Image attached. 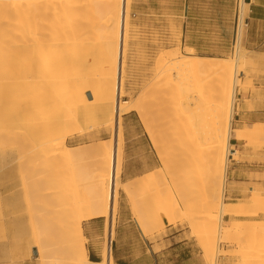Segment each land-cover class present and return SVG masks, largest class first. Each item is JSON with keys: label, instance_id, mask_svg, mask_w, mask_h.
I'll use <instances>...</instances> for the list:
<instances>
[{"label": "bare ground", "instance_id": "1", "mask_svg": "<svg viewBox=\"0 0 264 264\" xmlns=\"http://www.w3.org/2000/svg\"><path fill=\"white\" fill-rule=\"evenodd\" d=\"M238 4L247 13V1ZM131 6L132 0H0V200H12L5 212L12 220L29 217L26 225L7 228L1 236L7 244L0 250L7 251L9 243H19L31 231L39 264H116L112 242L119 188H140L136 201H161L163 195L159 187L151 194L144 190L155 171L121 180V116L134 110L160 156L159 141L166 132H185L190 139L173 141V152L191 148L207 157L197 228L209 264H219L220 242L246 241L250 233L262 238L264 251V222L256 220L251 227L240 220L264 209V195L252 197L255 211L225 201L230 157L238 153L230 140L264 139V123L233 127L234 92L243 84L238 74L244 56L199 55L192 46L159 52L149 83L132 104L125 90ZM239 42L240 34L238 50ZM208 75L217 80L213 104L206 98ZM101 128L111 137L87 149L67 144L75 133L101 137ZM158 176L163 183L164 176ZM51 189L69 190L73 202ZM178 191L181 202L168 195L167 215L191 208L186 189L179 186ZM33 197H39L34 204ZM49 210L56 212L53 221L44 216ZM100 216L105 218L106 243L102 259L94 260L82 224ZM225 216H233L231 226L224 225ZM165 217L158 213L152 218L148 212L137 223L147 235L148 224L163 228ZM1 264L20 263L13 259Z\"/></svg>", "mask_w": 264, "mask_h": 264}, {"label": "rangeland", "instance_id": "2", "mask_svg": "<svg viewBox=\"0 0 264 264\" xmlns=\"http://www.w3.org/2000/svg\"><path fill=\"white\" fill-rule=\"evenodd\" d=\"M238 0H232L233 10ZM192 0H132L130 11V19L132 21L130 29V44L129 54L127 58V76L125 82V90L127 92L126 99L133 104L139 98L140 93L145 89L149 83L151 76L150 67L154 63V58L159 52H173L177 49L184 51L185 47L192 46V39L199 38L203 44L215 43L211 39L215 37L207 36L200 31L198 36L197 29H193L192 24ZM206 20L195 21L196 26L203 25ZM208 24V23H206ZM195 26V27H196ZM193 31L195 33L193 34ZM195 49V48H194ZM239 54L244 56L241 73L239 70L238 77L242 78L243 84L237 87L238 95L236 97L233 127H243L247 125L244 119H238L239 115L243 113V104H247L249 108H253L254 102L264 99V65L259 63L255 57L249 54L243 44L239 49ZM195 53L199 55H211L216 57L235 58L237 53H233L231 49L227 52H217L214 50L198 51ZM205 77V89L210 91L206 93V98L213 104L215 101V90L217 80L214 75ZM88 96V94H87ZM168 108L162 110V113H167ZM123 141H122V165H121V180L137 177L145 171H155L156 175L144 188V190L151 194L157 187L162 190L161 201L157 198L149 197L146 201H136V194L140 190L137 186L131 192H125L121 188L118 190L117 196V210L115 212V233L112 242V254L114 259V247L117 239L116 228L119 224H129L130 228H125L120 225L122 230L121 237L127 243H144V239L154 240L162 239L165 234V225L163 228L158 227L155 223H149L150 231L144 235L140 229L137 220L140 215L150 213L152 218L156 214L166 215L169 223L179 224L184 227L185 236L191 238L189 247L194 250L196 257L194 260L197 263L209 264L206 252L201 246V234L197 225L202 218V196L206 189V175L205 169L207 167V157L205 154H194L191 148H179L174 153L171 144L175 140L188 141L187 134L182 132L177 136H173L171 132H166L159 141L162 153L165 156L162 158L158 154L149 138L147 126L144 119L138 111H131L124 113L122 116ZM263 122H258L261 125ZM168 125V122L165 126ZM99 130V129H97ZM103 130L104 135L89 137V134L75 133L69 137L67 144L69 146H76L80 148H89L94 146L97 142L106 140L111 137V132ZM90 133H94L89 130ZM99 137V138H97ZM99 139V140H98ZM184 141V140H183ZM232 142V140H230ZM238 153L235 158L230 157L228 166V190L226 195V202H235L248 206L251 211H255L256 207L252 205L251 199L255 193L264 195V139H252L251 141L242 140V146H233ZM199 159V160H198ZM196 163L197 165H192ZM180 170L179 168L184 167ZM195 166V167H194ZM194 167V168H193ZM234 168H239V173L242 177L247 179H240L241 182H232L231 174ZM251 170H248V169ZM249 171L246 172L245 171ZM238 172V171H237ZM164 176L163 183L159 182L160 176ZM70 175V172H69ZM181 186L186 189L191 200V208L188 212H170L171 209L169 193L177 195L179 199L180 192L178 187ZM235 193L232 194V191ZM19 190L18 193H20ZM52 192H58L62 199H65L70 204L73 202L70 191L66 190L60 193L59 189H51ZM239 192V194H237ZM5 195V194H4ZM53 196L57 195L54 193ZM39 197H33L34 204ZM180 200V199H179ZM181 202V200H180ZM12 200H0V246H5L7 242L3 241L2 235L7 232L10 226H19L27 224L29 217L25 216L21 220H12L5 212L11 207ZM257 214L253 216L240 217V220L245 226H255L256 220L264 222V209L257 210ZM44 216L53 221L56 217V212L49 210L45 212ZM164 218V219H165ZM127 219H131L127 221ZM233 216L224 217V225L231 226ZM125 220V221H123ZM104 217H95L83 222V229L86 239V246L90 256H94L98 260L102 259L101 253L104 244L106 243V236L104 233ZM250 233L248 237L251 239L246 241H238L233 238L231 242H220L219 249L223 255H218L219 264H264V251L262 250V238L252 236ZM4 237V236H3ZM33 232L20 238L19 243H9L8 250H0V264L8 260L16 259L20 264H39L36 258L37 253L31 247ZM144 239H143V238ZM155 248H160L157 245ZM144 253L130 254L131 264H140L144 262ZM115 261V260H114Z\"/></svg>", "mask_w": 264, "mask_h": 264}, {"label": "crops", "instance_id": "3", "mask_svg": "<svg viewBox=\"0 0 264 264\" xmlns=\"http://www.w3.org/2000/svg\"><path fill=\"white\" fill-rule=\"evenodd\" d=\"M249 5L246 13L248 18V26L243 34L242 44L245 50L264 65V0H247ZM192 24L193 29H197V34L200 36V31L210 37L215 43L203 44L199 38L192 39V47L198 51L214 50L217 52H227L230 49V44L233 35V5L232 0H192ZM204 24L196 26L195 21L206 20ZM208 23V24H206ZM196 26V27H195ZM195 31H193V34ZM243 113L238 119H244L247 124L263 122L264 120V99L254 102L253 108H249L247 104H243ZM233 146H242V140L231 139ZM248 170H251L250 168ZM238 171V172H237ZM239 168L232 170V182H241L247 177H242L239 173ZM249 172V171H245ZM242 179V180H240ZM235 190L232 191V194ZM239 194V192L237 193ZM131 219H127L130 221ZM125 221V220H123ZM165 234L162 239L149 240L144 239V243H127L121 237L122 225L125 230L130 228L129 224H119L116 228L117 239L114 247V260L116 264H131L130 254L144 253V262L140 264H201L197 263L194 258V250L190 244L191 238L185 236L189 230L184 229L178 224L169 223L164 219ZM157 245L160 248H155Z\"/></svg>", "mask_w": 264, "mask_h": 264}, {"label": "built area", "instance_id": "4", "mask_svg": "<svg viewBox=\"0 0 264 264\" xmlns=\"http://www.w3.org/2000/svg\"><path fill=\"white\" fill-rule=\"evenodd\" d=\"M247 1V0H245ZM232 22H233V35H232V40H231V49L233 51V53H238L239 50H238V43H237V38L240 34V42H239V47H241V44H242V41H243V34H244V31L245 29L247 28L248 26V18H247V15L246 13H244L241 9H240V6L238 4V1L236 2L235 4V7H234V13H233V19H232ZM237 87L235 88V92H234V106H233V114H237V112H234L235 111V103H236V97L238 95V92H237Z\"/></svg>", "mask_w": 264, "mask_h": 264}, {"label": "trees", "instance_id": "5", "mask_svg": "<svg viewBox=\"0 0 264 264\" xmlns=\"http://www.w3.org/2000/svg\"><path fill=\"white\" fill-rule=\"evenodd\" d=\"M92 258L94 259V260H98L97 258H95L94 256H92Z\"/></svg>", "mask_w": 264, "mask_h": 264}, {"label": "water", "instance_id": "6", "mask_svg": "<svg viewBox=\"0 0 264 264\" xmlns=\"http://www.w3.org/2000/svg\"><path fill=\"white\" fill-rule=\"evenodd\" d=\"M90 95V94H89ZM34 252L36 253V250L34 249Z\"/></svg>", "mask_w": 264, "mask_h": 264}]
</instances>
